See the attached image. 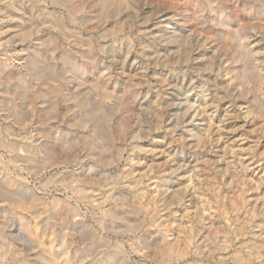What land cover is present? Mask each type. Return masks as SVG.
I'll return each mask as SVG.
<instances>
[{"label":"clouds","instance_id":"1","mask_svg":"<svg viewBox=\"0 0 264 264\" xmlns=\"http://www.w3.org/2000/svg\"><path fill=\"white\" fill-rule=\"evenodd\" d=\"M0 264H264V0H0Z\"/></svg>","mask_w":264,"mask_h":264},{"label":"rangeland","instance_id":"2","mask_svg":"<svg viewBox=\"0 0 264 264\" xmlns=\"http://www.w3.org/2000/svg\"><path fill=\"white\" fill-rule=\"evenodd\" d=\"M241 133H236L233 139L239 140ZM245 147H247V144H245Z\"/></svg>","mask_w":264,"mask_h":264}]
</instances>
